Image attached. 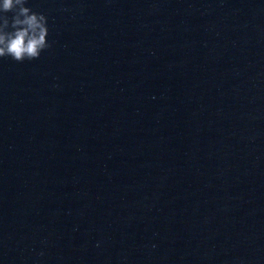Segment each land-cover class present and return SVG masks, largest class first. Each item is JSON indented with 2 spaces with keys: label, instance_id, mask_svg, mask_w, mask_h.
I'll list each match as a JSON object with an SVG mask.
<instances>
[{
  "label": "water",
  "instance_id": "95a60500",
  "mask_svg": "<svg viewBox=\"0 0 264 264\" xmlns=\"http://www.w3.org/2000/svg\"><path fill=\"white\" fill-rule=\"evenodd\" d=\"M26 6L51 47L0 58V264H264V0Z\"/></svg>",
  "mask_w": 264,
  "mask_h": 264
},
{
  "label": "clouds",
  "instance_id": "9594fccd",
  "mask_svg": "<svg viewBox=\"0 0 264 264\" xmlns=\"http://www.w3.org/2000/svg\"><path fill=\"white\" fill-rule=\"evenodd\" d=\"M27 3L28 0H0V58L32 61L51 47L46 16L33 11Z\"/></svg>",
  "mask_w": 264,
  "mask_h": 264
}]
</instances>
